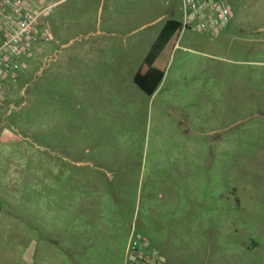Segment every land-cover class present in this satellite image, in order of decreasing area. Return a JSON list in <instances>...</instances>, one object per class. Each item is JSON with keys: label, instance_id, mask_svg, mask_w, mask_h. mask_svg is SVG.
Wrapping results in <instances>:
<instances>
[{"label": "rangeland", "instance_id": "374dc122", "mask_svg": "<svg viewBox=\"0 0 264 264\" xmlns=\"http://www.w3.org/2000/svg\"><path fill=\"white\" fill-rule=\"evenodd\" d=\"M30 1L50 40L0 94V264H125L99 235L111 213L70 210L55 180H138L134 225L167 264H264V0H225L220 35L182 30L163 116L123 80L121 109L97 130L117 153L103 169L55 168L58 99L76 90L59 74L79 73L106 35L119 68L182 22V0Z\"/></svg>", "mask_w": 264, "mask_h": 264}, {"label": "crops", "instance_id": "0c3cea01", "mask_svg": "<svg viewBox=\"0 0 264 264\" xmlns=\"http://www.w3.org/2000/svg\"><path fill=\"white\" fill-rule=\"evenodd\" d=\"M229 23L216 33H204L220 35L227 29ZM183 29L180 30L173 46L175 50L182 47L180 41ZM112 36L114 35H106L105 38L98 40L99 45L97 41L89 45L96 50L88 53L82 70L79 73L75 71L72 75L74 77L68 76L66 72L59 74L60 90L69 81L72 84L75 82L73 89L76 90L68 97L61 91L62 95L58 99V110L55 113V168L58 167V159H62L79 168L90 166L103 169L108 166L107 158L116 157V151L105 150L99 146L108 145V142L102 133L97 134V130L102 129L103 124L108 123L110 117L121 109L119 107L126 93L124 79L131 83L132 95L138 99L139 104L148 103L151 107L154 106L157 117L163 116L167 107L173 105L170 103L171 96L165 91L167 68L151 94L143 91L134 81L137 69L143 63L157 36L136 53H130L126 58L122 57L119 68L109 64L114 57L112 51L106 49L109 43L114 41ZM97 47L100 48L99 51ZM175 134L177 137L181 136L177 132ZM135 181L55 180V201L60 197L66 198L72 211L83 208L89 214L91 211L100 212L102 215L104 211L110 212V218L103 221L107 228L99 232V235L111 246L113 243L114 246L118 244L126 262L125 249L130 234L134 233L147 239L143 234L145 232L137 231L134 225L133 197L136 184L138 188V180L136 183Z\"/></svg>", "mask_w": 264, "mask_h": 264}, {"label": "built area", "instance_id": "2783aa9c", "mask_svg": "<svg viewBox=\"0 0 264 264\" xmlns=\"http://www.w3.org/2000/svg\"><path fill=\"white\" fill-rule=\"evenodd\" d=\"M182 27L216 33L230 20L225 0H182ZM30 0H0V94L15 83L27 61L50 33ZM125 264H167L148 240L131 233L126 244Z\"/></svg>", "mask_w": 264, "mask_h": 264}, {"label": "trees", "instance_id": "16d2710c", "mask_svg": "<svg viewBox=\"0 0 264 264\" xmlns=\"http://www.w3.org/2000/svg\"><path fill=\"white\" fill-rule=\"evenodd\" d=\"M182 28L180 21L167 20L149 49L143 63L137 69L134 81L146 93L151 94L158 86L165 71L170 52Z\"/></svg>", "mask_w": 264, "mask_h": 264}]
</instances>
